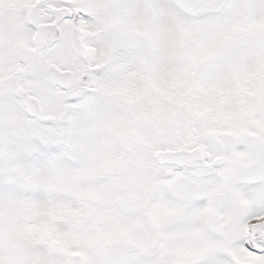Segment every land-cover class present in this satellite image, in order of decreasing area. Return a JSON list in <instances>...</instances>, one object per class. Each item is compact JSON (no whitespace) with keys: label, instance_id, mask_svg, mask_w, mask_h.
Wrapping results in <instances>:
<instances>
[{"label":"snow or ice","instance_id":"1","mask_svg":"<svg viewBox=\"0 0 264 264\" xmlns=\"http://www.w3.org/2000/svg\"><path fill=\"white\" fill-rule=\"evenodd\" d=\"M0 264H264V0H0Z\"/></svg>","mask_w":264,"mask_h":264}]
</instances>
